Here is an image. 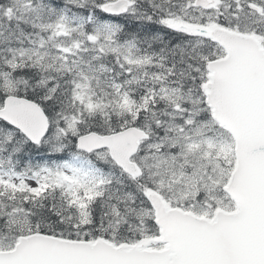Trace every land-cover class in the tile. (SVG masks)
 <instances>
[{
	"label": "snow or ice",
	"instance_id": "snow-or-ice-1",
	"mask_svg": "<svg viewBox=\"0 0 264 264\" xmlns=\"http://www.w3.org/2000/svg\"><path fill=\"white\" fill-rule=\"evenodd\" d=\"M0 264H264V0H0Z\"/></svg>",
	"mask_w": 264,
	"mask_h": 264
}]
</instances>
